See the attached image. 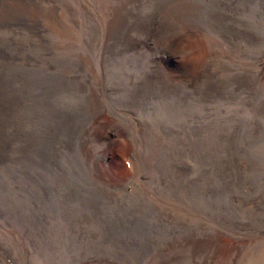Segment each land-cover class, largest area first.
<instances>
[{"label": "rangeland", "instance_id": "obj_1", "mask_svg": "<svg viewBox=\"0 0 264 264\" xmlns=\"http://www.w3.org/2000/svg\"><path fill=\"white\" fill-rule=\"evenodd\" d=\"M16 10L0 264H264V0Z\"/></svg>", "mask_w": 264, "mask_h": 264}, {"label": "bare ground", "instance_id": "obj_2", "mask_svg": "<svg viewBox=\"0 0 264 264\" xmlns=\"http://www.w3.org/2000/svg\"><path fill=\"white\" fill-rule=\"evenodd\" d=\"M24 1H26V0H0V24L1 23L2 24H6L7 18H9V17H18L19 16L18 18H20V15H18L20 13H18L17 12L18 10H16L17 9V4L19 2H24ZM17 21H19V20H17ZM17 21H16V24H17ZM10 22H13V21H10ZM8 104H9V102H8ZM7 108H9V106H7ZM4 110H6V108ZM5 120H6V122H8V119L7 118ZM5 125H6V123L4 122V120H0V145H2V143H4V140H5L4 135H3V131H4L3 128L5 127Z\"/></svg>", "mask_w": 264, "mask_h": 264}]
</instances>
